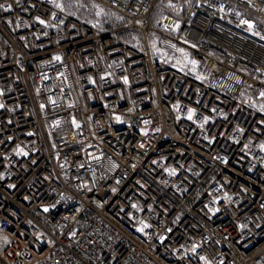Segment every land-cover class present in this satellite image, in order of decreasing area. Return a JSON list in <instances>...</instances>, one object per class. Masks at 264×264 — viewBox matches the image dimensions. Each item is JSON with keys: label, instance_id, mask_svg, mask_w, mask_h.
<instances>
[{"label": "built area", "instance_id": "built-area-1", "mask_svg": "<svg viewBox=\"0 0 264 264\" xmlns=\"http://www.w3.org/2000/svg\"><path fill=\"white\" fill-rule=\"evenodd\" d=\"M92 1L0 0V264H264V0Z\"/></svg>", "mask_w": 264, "mask_h": 264}, {"label": "rangeland", "instance_id": "rangeland-1", "mask_svg": "<svg viewBox=\"0 0 264 264\" xmlns=\"http://www.w3.org/2000/svg\"><path fill=\"white\" fill-rule=\"evenodd\" d=\"M57 5H60L58 8L63 10L65 13L84 19L90 23L98 24L99 17L107 9L92 0H55ZM166 5V0H160V4L154 9L151 14V23L160 27L158 24V18L163 13L162 6ZM87 16L88 19L85 18ZM119 18V17H118ZM155 37V35H153ZM155 39V38H154ZM158 52L161 54L167 55V52L161 48L157 42L153 44ZM180 52H184L183 49H179ZM180 68L192 69L193 63L185 59L184 62H181L178 65ZM259 103L264 106V101H259Z\"/></svg>", "mask_w": 264, "mask_h": 264}, {"label": "trees", "instance_id": "trees-1", "mask_svg": "<svg viewBox=\"0 0 264 264\" xmlns=\"http://www.w3.org/2000/svg\"><path fill=\"white\" fill-rule=\"evenodd\" d=\"M118 17L119 16L116 13L109 9H106L104 13L100 15L98 25L104 29L119 28L125 23V20ZM85 18L88 19L87 16H85Z\"/></svg>", "mask_w": 264, "mask_h": 264}, {"label": "snow or ice", "instance_id": "snow-or-ice-1", "mask_svg": "<svg viewBox=\"0 0 264 264\" xmlns=\"http://www.w3.org/2000/svg\"><path fill=\"white\" fill-rule=\"evenodd\" d=\"M60 5H57V7H59ZM4 7V5H0V8H3ZM40 23H44V21H40ZM54 59H56V60H59L60 59V57L59 56H56V57H54ZM261 95H264V93H261ZM0 107H3V105H0ZM192 117H191V114L189 115V119H191ZM262 147H264V146H262ZM25 155H26V153H25ZM45 211H47V209H45ZM145 227H146V225H145Z\"/></svg>", "mask_w": 264, "mask_h": 264}]
</instances>
